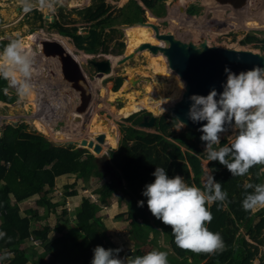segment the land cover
I'll return each instance as SVG.
<instances>
[{
    "label": "trees",
    "instance_id": "obj_1",
    "mask_svg": "<svg viewBox=\"0 0 264 264\" xmlns=\"http://www.w3.org/2000/svg\"><path fill=\"white\" fill-rule=\"evenodd\" d=\"M138 1L146 10L158 17L163 10L165 0ZM110 9V5L104 0H98L95 5L77 11V15L89 24L87 32L83 35L77 32L76 27L67 26L68 23L62 18L61 12L48 25V29L71 39L74 47L86 54H109L108 45L113 40L120 50L124 46L113 36L114 33L120 35V32L113 28L116 17L111 15ZM186 12L189 15L196 14L197 6L187 8ZM142 14L143 8L135 0H130L120 11L122 16L120 23L143 22ZM29 16L34 19V23L37 21L38 25L42 24L43 16L39 11L32 9ZM245 18H243L244 22H249L246 16ZM106 29H109V33L105 32ZM256 40L254 36L247 35L240 44L246 45ZM9 42L0 40V50H3ZM261 49L264 53V46ZM121 81L119 77L114 80L113 92L119 89ZM7 86V79L0 77V104L2 102L11 104L16 100V96L6 93ZM140 110L148 109L143 108L135 112ZM142 112L151 116L147 112ZM131 114L120 117H128L126 120L131 124L120 129L122 137L116 151L111 152L109 149L110 165L119 171L115 173L114 170L113 174L108 173L109 175L96 163V157L85 149L75 148L69 144L55 145L40 133L27 132L23 123L16 126L5 125L0 133V230L5 231L7 235L4 239H0V245L14 253V258L9 264H27L28 256L19 249V246L29 237L39 241L50 256L46 262L40 259L33 264H90L92 250L96 246L116 249L107 234L106 226L97 216L100 205L107 207L110 197L116 192L121 193L118 202H124L126 205L129 234L134 241V249L129 250L127 256L143 255L140 247L146 242H154L156 237L162 235L173 253V256L168 257H174L168 258V264H252L255 259L259 260V264H264V252L262 256L259 255L264 248V208L252 212L245 211L241 206L244 193L252 191L245 189V185L263 183L264 163L253 165L243 176H232L218 161L209 162L206 153H201L200 146L204 145V142L200 141V134L197 131L184 129L183 132L177 133L170 130L176 125V121L173 117L161 115L155 121L154 132H144L134 128L141 122V117L130 121L134 116ZM45 123L44 121L42 125L45 126ZM96 125L106 129L100 132L104 135V142L101 144L103 154L108 148L106 145L111 144L109 148L115 147L114 142L112 143L113 137H105L112 133L110 131L113 128L108 124L103 126L102 121L97 122ZM61 129L51 128L47 134L54 131L56 136H61ZM97 136L81 138L96 144ZM55 139L62 142L63 137ZM82 139L79 138V141ZM226 143L227 140H221V146ZM188 149L198 155H194ZM200 159L208 161V169L216 170L213 173L214 178L222 184V190L227 193L226 201L213 202L209 206L212 220L206 226L210 231L219 232L225 242V249L216 253H196L177 247L170 226L154 218L146 204L142 207L137 206V201L146 200L141 192L146 184L154 180L151 174L158 166L164 167L169 177L180 175L189 185L203 188L200 183L203 174ZM65 174H73L84 182H88L92 177L98 179L109 177V181L94 191L99 197L98 204L91 203L86 198L82 199L75 214L74 225L71 223V216L62 210L57 216L59 222L54 226L59 236L49 239L48 227L32 229L31 220L22 216L19 208L11 205L10 201L13 199L15 203H20L38 195L36 204L44 209L47 216L56 207L49 202L48 194L54 186L55 178ZM64 194L71 196L75 195V192L65 191ZM125 196L128 197L127 201L123 200ZM32 216L38 218L36 212H32L30 217ZM138 219L142 220L141 224ZM149 234H153L150 240Z\"/></svg>",
    "mask_w": 264,
    "mask_h": 264
},
{
    "label": "rangeland",
    "instance_id": "obj_2",
    "mask_svg": "<svg viewBox=\"0 0 264 264\" xmlns=\"http://www.w3.org/2000/svg\"><path fill=\"white\" fill-rule=\"evenodd\" d=\"M97 1L98 0H85V1L84 0H53L54 7L52 10H49L47 8L41 9L39 6L34 7L33 9L39 11L43 16L42 24L38 25L39 22L36 21V23H34V19L29 16L30 12L28 13L23 12L22 7L20 5V0H0V40L11 41L13 39H18L22 42H25L27 36H29L30 38H33L35 41L34 43L31 44L32 53L29 54L30 58L33 60V72L31 75V80L36 79L37 81V83L34 84V89L37 86H39V88H42L43 83L45 82H51V83L54 82L52 81V79L49 80L48 78L49 76L48 74H50L52 77H55L52 71H49V73L47 72L48 74H43L45 73L44 71L45 60L42 59L41 55L38 53L39 52L38 41L44 39H49V40L52 39L60 43L67 50V52L76 60H78L79 64H81L80 66L83 72L87 76V83H86L87 85H84L82 87L83 88L82 91L86 93L85 97L83 98V101L84 100L88 101L87 102L88 107H86V110L84 111L81 110L80 107L82 105L80 107H79L80 104L78 105L79 101H82L81 90L73 89L72 87L67 86L66 83L62 81H60V83L58 84V81L56 80V84L58 85V88L61 87V89H66L65 92L68 91L66 92L65 96L67 97L69 94L72 96L71 99L72 102L68 104L66 110L72 108L74 111H80V112H76L75 114L73 113L72 115H70L67 114L66 111H60L58 113L57 110L54 111L50 110L49 113L50 115H48L47 112L45 113L47 115H44L42 114V112L44 113V110L36 105L37 100L34 101L33 95L23 99L20 98L17 94L16 88L12 86L9 80L7 79L8 86L6 93L12 96H16V100L11 104H7L3 102L2 104H0V133L3 127L5 126V124L16 126L23 123L26 125L27 132L40 133L41 135L44 136L45 139H47V141L55 145L64 146L67 145V142L71 141L73 142L72 146H75L76 148L77 145L75 142H79V138L82 139L81 137H96L97 135L100 134L101 131L106 130L105 127H97L96 125L97 122L100 123V121H102V124H104L103 126L108 124V126L110 125L113 128L110 131L112 133L107 134V136L105 137H113L112 143L114 142L115 147H110V148L116 151L118 147V142L122 137V133L120 132V129L123 126L124 127L130 126L131 124L126 119L122 120L117 114V112H121V111L128 112V110L130 111L132 109L138 110L143 108L147 109V107L148 108L154 107L151 108L152 109L150 110L151 112L149 110H140L138 112L131 114L134 116L130 121L136 119L137 117L138 118L141 117L140 119H142L144 117L142 111L149 113L151 116L154 115L156 117H159L161 115H166L165 114L166 107L173 105V103H175L178 100L177 99V96L179 94L178 89L172 84V82L169 81L171 79L170 69L167 66L165 57H162L161 54H157L156 56H154L151 54V52L145 49L143 51L137 52L132 59L120 65L117 64V62L123 56L128 55L127 53L129 51L128 47L130 44L128 43V38H126V36L124 35L125 28L126 26H132L135 24V23L133 24L120 23V20L122 18V16L120 15V11L122 8H125L128 5V2L130 0H124V1L104 0V2L110 5L111 7L110 9L111 15L113 17H116V21L113 28L117 29L120 32V35L119 33H114L113 36L118 40V42L123 43L124 46L121 50L117 48L115 40H113L108 45L109 54H105V53L86 54L83 53V51L81 50L80 51L76 50L73 47L74 45L71 39L62 37L54 33L53 30L48 29V25L52 23L54 18L55 17L57 18V16H59V12H61L62 18L65 19V21L68 23L67 24L68 27L74 26L77 28V32L79 34L82 35L85 34L87 32V27L89 26V24L85 23L81 19V17L77 15V11L86 8L88 6L95 5ZM135 1L143 8V14L141 15L144 19L143 22H149L156 25L159 28L160 33L168 32L170 34H173L175 38H178L185 42L191 41L194 44H198L202 40H205L208 46H217V47L236 49V50H251L253 52H258L259 54L264 56L263 50L261 49V47L264 46V10L260 7L259 3L256 4L255 1L253 2V5L249 7L250 12L253 13V11L259 10L257 11V13H261L260 18L261 16H263L262 18L263 20L259 19V16L257 17L256 14L253 15V17L249 15L250 16V18L248 19L249 22H244L243 20L245 16L248 17L246 15V12H248L249 10L248 7L241 11L232 13L224 8L214 9L213 6L209 7L211 5V0H165L163 2V10L160 11V16L158 17H155L154 14L146 10L138 0ZM192 6L193 7L197 6V13L193 15V17H187V15L184 12L187 8ZM58 19L61 18L58 17ZM258 20L263 21V23H259ZM236 23L237 25H235ZM188 24L190 26H188ZM40 26L42 27L40 28ZM146 28L148 32L153 36L154 31L149 26H147ZM187 29L191 31L190 36L187 35L188 34V32L186 31ZM37 32L40 34H35ZM105 32L109 33V29H106ZM247 35L254 36L257 40L246 45H241L240 41L243 40ZM154 38L155 37H153V39H151L148 43L161 45L159 43L160 41H157ZM27 49L29 48L27 47L26 50ZM107 56L111 58L110 62L113 66V68L111 66V72L108 74V76L107 75L96 76L94 68L89 64L88 61L89 60L101 61L105 58L107 59L108 58ZM48 61H52V60H48ZM52 62H47L48 63L47 68H49V70L50 69L53 70L54 68ZM149 67H153V69H156L157 73L156 74L153 73L152 69H149ZM53 72L55 73L54 70ZM129 75L130 76L133 75L136 78V80L139 77L137 80L138 82L135 85H132L131 82L128 81V78L130 77ZM117 77L122 79L121 86L116 92H113L112 87L114 84V80ZM182 83L184 84L183 81ZM52 87H54V85ZM37 91L38 90H36V92ZM118 92L120 93V95L119 96L115 95ZM175 92L177 94L173 96ZM47 93L49 92L47 91ZM134 94H138L137 98L139 99H141L143 95L149 96L150 98L143 99L144 102L141 104L137 105L136 103H134L131 106L132 101H134L132 99ZM45 96L48 97V99L50 98L49 94ZM169 97L172 98L171 100H169V102L164 100ZM180 97L181 95L179 96V98ZM51 103L52 102L50 100L48 105H50ZM57 103L59 104V102L55 99L54 104L56 105ZM125 104H127L129 108L131 107V109L126 110L123 107L125 106ZM39 106L41 105L39 104ZM160 106L161 107L164 106L163 108L165 109V111L163 113L159 110ZM37 111L41 113L40 115L41 117H37L38 115L36 116L34 115ZM34 117L40 118L41 120H38V122H36ZM77 118L78 120L76 121ZM32 121L34 122V126L31 124ZM44 121L46 122L45 126L42 125ZM38 127H40L41 129H38ZM35 128L38 130H36ZM51 128H54L55 130L62 128L60 130L62 132V135L56 136L54 131H51L49 134H47V132L50 131ZM134 128L141 129V131L144 132H154L153 128H139L138 125L134 126ZM184 129L185 128H182L179 131H177V124H176L170 130H174L175 132L180 133L183 132ZM57 137H63L62 142H59V139L58 140L55 139ZM223 139L228 141V133L223 134L222 140ZM107 143L110 144L109 141H107ZM110 145H106V146H108L109 148ZM200 149L202 154L206 153L204 151V145H201ZM85 150L88 151L89 153L93 152L92 149H89L91 152L87 149ZM91 154L94 155V157L98 156V154H95L94 152ZM200 161L202 168L205 169L206 167L205 164L207 163V160L201 159ZM104 169L107 173H109L108 167H104ZM114 170L115 173L116 172L119 173L117 168L113 167V172ZM262 172H264V169H262ZM204 176L205 175H203L202 177ZM96 179H97L96 177H92L93 181H96ZM98 180H101L102 183H104L105 181H109L107 177ZM77 186L80 187V185ZM86 187H88V185H86ZM93 187L97 189L95 185ZM89 188H91V186H89ZM95 189H93V191ZM93 191H91L90 194H93L94 193ZM49 197L51 198L50 194ZM37 198L38 195H36L35 199ZM125 198L126 196L123 197V200H125ZM50 200L51 202L53 201L52 199ZM119 205H121V202H119ZM124 205L125 204L122 203L121 206H118L119 209L122 207L124 208ZM27 207L30 206L27 205ZM63 208H66V210L72 214L71 223L74 225V219H75L74 212L76 208L74 211H71V209L67 207V204ZM63 208H57V211L59 212ZM40 212L44 213L43 210ZM108 212L109 211H107V219L104 218V223L107 226L108 225L111 226L113 225L114 222L113 219L110 218ZM122 216L125 218L119 219L118 222L119 221L123 222L124 220H127L126 214ZM109 219H111L112 223L107 222V220L109 221ZM57 222H59L57 219H55V221L52 220V223L50 222V225L54 223L56 225ZM72 224L70 226H72ZM31 225L34 226L35 228L39 227L38 224L36 223ZM112 229L113 228H108L107 234L110 236V239H112L115 242L114 245L116 246V248L121 249V251L117 255V258L123 259L124 257H127V252L129 250L134 249V241L126 240L125 243L122 244L120 241H117L112 237L111 234L117 231L115 229L114 230ZM152 237L153 234L148 235L149 240ZM263 237H264V232H263ZM154 240H155L154 242H146L143 246L140 247L141 251L144 254L155 248L159 250L165 249V251H167L168 253V256H173L171 249L169 248L167 242L165 241L162 235L156 237ZM263 252H264V248L261 249L259 255L262 256ZM168 258L173 259L174 257H168ZM254 262L259 263V261L256 259L254 260Z\"/></svg>",
    "mask_w": 264,
    "mask_h": 264
},
{
    "label": "clouds",
    "instance_id": "obj_3",
    "mask_svg": "<svg viewBox=\"0 0 264 264\" xmlns=\"http://www.w3.org/2000/svg\"><path fill=\"white\" fill-rule=\"evenodd\" d=\"M20 5L24 13L32 11L37 6L49 10L54 7L53 0H20ZM32 72L33 60L24 50L20 40L13 39L0 50V77L8 79L22 99L34 94ZM223 74L225 81L222 84V91L218 93L212 88L207 95L192 94L188 97L190 106L185 115L186 119L194 124L205 122L198 131L202 133L199 139L204 142L207 160L218 161L232 176H243L253 165L264 163V63L238 72H233L225 66ZM180 87L183 89L185 85L181 82ZM171 99L169 97L164 100L169 102ZM160 111L163 113L165 109L160 106ZM173 119L176 121L177 131L186 126L178 117L173 116ZM225 133H228V143L221 146ZM81 148L89 150L86 146ZM109 149L111 148L97 157L107 155L109 161ZM193 154L198 155L195 152ZM205 166V169L202 168V176H205L200 178L201 184L204 180L203 188L189 185L180 175L169 177L164 167H155L151 174L154 180L146 184L141 192L146 200L137 201V206L142 207L146 204L154 218L170 226L177 247L196 253H216L225 249V242L219 232L210 231L206 226L212 220L209 206L213 202L226 201L227 193L222 190V184L214 178L213 173L216 170L208 169L207 163ZM245 189L252 191L244 193L242 208L252 212L264 208V183H247ZM98 198L96 193L87 197L91 203L98 202ZM127 199L128 197L124 201ZM124 221L129 224L127 220ZM137 221L142 223L141 219ZM6 235L5 231L0 230V239H4ZM117 237L124 239L120 234H117ZM30 238L32 237L28 240L31 242ZM33 245L43 249L40 243ZM92 251L90 264H168L167 251L155 248L146 254L127 256L123 259L117 258L120 248L105 249L98 245ZM8 255L7 252L0 254V261L5 260ZM13 258L12 252L8 264Z\"/></svg>",
    "mask_w": 264,
    "mask_h": 264
},
{
    "label": "water",
    "instance_id": "obj_4",
    "mask_svg": "<svg viewBox=\"0 0 264 264\" xmlns=\"http://www.w3.org/2000/svg\"><path fill=\"white\" fill-rule=\"evenodd\" d=\"M254 1L256 4L259 3L264 10V0H211V5L209 7L213 6L214 9L224 8L234 13L252 6ZM187 17L192 16L187 15ZM262 18L263 16H261L260 19ZM143 23L144 22H136L135 24L142 25ZM146 25L154 31V37L158 41H162L164 45L160 46L144 43L136 52L128 56H123L117 64L120 65L132 59L137 52L145 49L152 54L161 52L166 59L168 68L176 73L185 85L181 97L173 103V105L166 108L165 114L169 117H178L181 121L186 123L185 129L197 131L200 135L202 133L199 132L198 129L201 124L205 122L194 124L186 119L185 114L190 106L188 97L192 94L207 95L212 88H215L218 93L221 92L222 84L225 81V75L223 74V68L225 66L229 67L233 72H238L240 70L250 69L253 65L261 66L262 63H264V56L258 52L208 46L205 40H202L198 44H194L191 41L185 42L175 38L173 34L168 32L160 33L159 28L154 24L147 23ZM38 51L42 59L47 61L52 60L56 63L55 67L58 72L57 78L60 81L66 83L67 86L73 89L81 90L83 104L80 109L83 111L86 110L88 101H83L86 93L82 91V87L87 85V76L82 71L78 60L72 57L60 43L52 39L39 40ZM88 62L94 68L96 76L108 75L111 72V63L106 58L101 61L89 60ZM52 73L54 75L56 74L53 71ZM136 83L137 81L133 80L131 84L135 85ZM121 119L124 120L126 117ZM156 119L157 117L154 115L144 116L138 124V127L153 128ZM96 142V144H93L92 141L82 139L79 144L81 147L86 146L87 148H91L95 154L99 155L101 152V144L104 142V135H98ZM67 144L73 145V142H67ZM81 147L79 148L82 149ZM96 163L100 167H108L109 173L113 174V169L109 164L107 155L96 157ZM252 264L257 263L253 262Z\"/></svg>",
    "mask_w": 264,
    "mask_h": 264
},
{
    "label": "crops",
    "instance_id": "obj_5",
    "mask_svg": "<svg viewBox=\"0 0 264 264\" xmlns=\"http://www.w3.org/2000/svg\"><path fill=\"white\" fill-rule=\"evenodd\" d=\"M182 19H183V17H182ZM132 52L133 51H129L128 53H132ZM125 105H126V107H128L127 104H125ZM42 114H43V112H42ZM34 115L35 116L38 115L37 117H40L41 113H39V111H37ZM39 120H41V119L39 118ZM101 184H103L101 180L96 179V181H93L92 178L88 182H84L83 180L76 178L75 175H73V174H65V175H62V176L55 178L54 186H53L52 190L49 192L51 198L49 197V194H48V198H49V202L53 205H56V207L53 211L48 213L47 216L45 215L44 209L41 206L36 204V201L38 200V198L35 199L36 195H34V196H32V197H30V198H28V199H26L20 203H15L14 200L11 199L10 203H11V205H16L19 208L20 214L22 216L28 217L31 220L30 222H33L31 224H34V223L38 224V226H39L38 228H40L42 226L48 227L49 228L48 238L54 239V238L58 237L59 234L54 230L55 223L50 225V222L52 223V220L55 221V219H57V216H59V214L61 213V211H59V212L57 211V208H63L67 204V207H69L71 209V211H74L76 208V210L74 212V214H76V212L79 209L80 204H81L80 201H82V199H84V198L87 199V196L91 193V191H93V189H95V187H93L94 185L98 189L101 186ZM77 185H80V187H78ZM86 185H88V187H86ZM0 186H1V183H0ZM89 186H91V188H89ZM97 189H95V190H97ZM71 190L75 192V195L65 196L64 192L65 191L70 192ZM59 193H62V194L58 195ZM93 194H95V193H93ZM120 196H121L120 192H116V193L112 194V196L110 197V200H109V205L107 207H105L104 205L101 204V207L99 208L100 210L97 213V216H99L101 218V220L103 221V224L105 225L104 218L107 219V211H109L108 212L109 216L111 219H113L114 223L111 226L108 225L109 227L107 225H105V226L107 229L113 228L112 230H114V229L117 230L116 232H114L111 235L114 239H116L117 241H120L122 244H124L126 240L131 241L130 240L131 238L129 236L128 224L125 221H123V222L119 221L118 222L119 219L125 218L122 215H124L126 212V205H124V208L122 207L119 209V207H118V206H121L122 203H124V202H122L121 205H119L118 199L120 198ZM34 199H35V201H34ZM50 199H52L53 201L51 202ZM98 202H96L95 204H98ZM27 205H29L30 207H27ZM37 207H39L40 209ZM31 208H33V209H31ZM63 209H65V211H66V208H63ZM37 210L38 211L43 210L44 213H41L40 211L38 213ZM32 212H36L38 218H33V216L30 217ZM67 213L69 216H72L71 213H69V212H67ZM111 219H109V221L107 220V222L112 223ZM117 226H118V228H117ZM31 228L38 229L32 225H31ZM117 234L123 235L124 239L121 240L120 238H118ZM19 249L27 254L28 264H32V263H34L40 259L42 261L46 262L49 260V257H50L49 254H47V252L44 249H40L39 247L34 246L28 239L25 240L22 244H20Z\"/></svg>",
    "mask_w": 264,
    "mask_h": 264
},
{
    "label": "bare ground",
    "instance_id": "obj_6",
    "mask_svg": "<svg viewBox=\"0 0 264 264\" xmlns=\"http://www.w3.org/2000/svg\"><path fill=\"white\" fill-rule=\"evenodd\" d=\"M85 1V0H84ZM122 1H124V0H122ZM71 5V4H70ZM261 7V6H260ZM259 7V8H260ZM248 12H249V14H248V12L246 13V15L250 18V16L251 17H253V15H256L257 14V17L259 16V19H260V15H261V13H257V11H253V13H251L250 12V8L248 7ZM250 15V16H249ZM183 20V19H182ZM185 20V19H184ZM245 22H248V21H245ZM258 22L259 23H263V21H260V20H258ZM147 23H149V22H144L142 25H140V24H134V25H132V26H126V28H125V36H126V38H128V43L130 44H128L129 45V47H128V49H129V51H133L132 53H134V52H136V50L142 45V44H144V43H148L151 39H153V37H154V35L152 36V34H150L149 32H148V30H147ZM190 23V22H189ZM150 24H152V23H150ZM194 25V24H193ZM235 25H237V23L235 24ZM188 26H190L189 24H188ZM124 32V31H123ZM35 34H40V33H35ZM3 38H5V37H3ZM155 40H157L156 38H154ZM158 41V40H157ZM22 42V41H21ZM35 41H34V39L33 38H30L29 36H27V38H26V41L25 42H22L23 43V46H24V50H26V48L28 47L29 49H27L26 50V52L27 53H32L31 52V44L32 43H34ZM127 42V41H126ZM142 42V43H141ZM141 43V44H140ZM161 45L160 46H163L164 45V43L162 42V41H160L159 42ZM149 44H151V43H149ZM152 45H156V44H152ZM128 51V52H129ZM129 54H131V53H128V55ZM152 54V53H151ZM150 54V55H151ZM157 54H161L162 55V53L161 52H158ZM157 54H152V55H154V56H156ZM128 55H126V56H128ZM33 57H34V55H33ZM108 58V60L110 61L111 60V58L109 57V56H107ZM162 57H164L163 55H162ZM47 62H52V61H47V60H45V65H44V71H45V73H43V74H48L49 73V71H55V73L57 74H55V77H52L50 74H48L49 76H48V78H49V80L50 79H52V81H54V82H45V83H43V86H42V88H39V86H37L35 89H34V94H33V97H34V101L35 100H37V106L39 107V108H41V109H43L44 110V115H50L49 113H50V110L51 111H54V110H57V112L59 113L60 111H66L67 112V114H70V115H72L73 113L75 114L76 112H80V111H74L72 108H70L69 110H66V108L68 107V104L70 103V102H72V96L69 94L67 97L65 96L66 95V92H68V91H66L65 92V90L66 89H61V87L60 88H58V85L56 84V80L58 81V84L60 83V80L57 78V76H58V72H57V70H56V67H55V62H52L53 63V65H54V68H53V70L52 69H50L49 70V68H47L48 67V63ZM164 62V61H163ZM162 62V63H163ZM55 63V64H54ZM111 63V62H110ZM149 64H150V62H149ZM115 65V64H114ZM111 66H112V64H111ZM41 68V67H40ZM112 68H113V66H112ZM149 69H152V71H153V73H157V71H156V69H153V67H149ZM48 72V73H47ZM114 72V71H113ZM138 73V72H137ZM131 75V74H130ZM129 75V76H130ZM108 76V75H107ZM170 77H171V79L169 80L170 82H172V84L178 89V92H179V94H178V96H177V99H179V96L181 95V93H182V91H183V89L180 87V83L182 82L179 78H178V76L176 75V73H174L172 70H170ZM139 78V77H138ZM138 78H137V80H138ZM137 81L136 80V78L132 75V76H130L129 78H128V81H130L131 83H132V81ZM142 80H144V79H142ZM127 81V82H128ZM31 82H32V84L34 85L35 83H37V81H36V79L34 80H31ZM138 82V81H137ZM63 84V83H62ZM54 85V87H52ZM61 85V84H60ZM143 86V85H142ZM36 90H38L37 92H36ZM55 90V91H54ZM47 91L49 92V93H47ZM177 91V90H176ZM40 92V93H39ZM43 92V93H42ZM54 93H55V95H54ZM47 94H49V96H50V98L48 99V97H46L45 95H47ZM177 93L175 92V94H173V96H175ZM115 95H117V96H119L120 95V93L118 92L117 94H115ZM137 95L138 94H134L133 95V97H132V99L135 101H132V103H131V106L134 104V103H136L137 105L138 104H141V103H143L144 101H143V99H147V98H150L149 96H142V98L141 99H139V98H137ZM111 98H112V96H111ZM57 100L58 102H59V104L57 103L56 105L54 104V100ZM50 100H51V104L50 105H48V103L50 102ZM176 100V99H175ZM46 101V102H45ZM115 101H116V99H115ZM44 102H45V104H44ZM77 103V102H76ZM35 104V103H34ZM39 104L41 105V106H39ZM75 104V103H74ZM80 104V105H79ZM83 104V102L82 101H79V103H78V105H79V107L81 106ZM166 105H168V104H166ZM60 107H61V110H60ZM126 110L127 109H131V107L129 108V107H126V105L125 106H123ZM164 107V106H163ZM168 107V106H167ZM166 107V108H167ZM123 108V109H124ZM151 108H154V107H151ZM150 107L148 108L147 107V109L148 110H150L151 109ZM146 109V108H145ZM139 110V109H138ZM135 111H137L136 109H132L131 111H121V112H117V114L119 115V117H123V116H125V115H128V114H131V113H133V112H135ZM47 112V114H45ZM35 118V121L36 122H38V120H39V118H36V117H34ZM78 120V118L76 119V121ZM33 126H34V122L32 121V123H31ZM36 129V128H35ZM36 130H38V129H36ZM86 140V139H85ZM88 149H90V148H88Z\"/></svg>",
    "mask_w": 264,
    "mask_h": 264
},
{
    "label": "built area",
    "instance_id": "obj_7",
    "mask_svg": "<svg viewBox=\"0 0 264 264\" xmlns=\"http://www.w3.org/2000/svg\"><path fill=\"white\" fill-rule=\"evenodd\" d=\"M79 143H80V141L79 142H76L77 147H81ZM202 184H204V180H202ZM61 194L62 193H59V195H61ZM90 197L92 198V196H90ZM0 216H1V213H0ZM30 239H31V242L33 244H35V245H38L39 244V241L33 240L32 238H30ZM5 252L9 253V255L7 256V258L5 260L0 261V264H8L9 258L12 257V252L11 251H9L8 249L3 248V247L0 246V254H4Z\"/></svg>",
    "mask_w": 264,
    "mask_h": 264
},
{
    "label": "flooded vegetation",
    "instance_id": "obj_8",
    "mask_svg": "<svg viewBox=\"0 0 264 264\" xmlns=\"http://www.w3.org/2000/svg\"><path fill=\"white\" fill-rule=\"evenodd\" d=\"M185 14H187V12H186V10H185V12H184ZM187 15H189V14H187ZM195 15V14H194ZM189 16H193V15H189ZM247 19H249V17H247ZM223 24H225V23H223ZM205 25V24H204ZM187 32H188V36H190V33H191V31L189 30V29H187L186 30ZM143 116H148V115H143ZM127 119V118H126Z\"/></svg>",
    "mask_w": 264,
    "mask_h": 264
}]
</instances>
